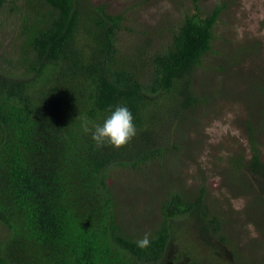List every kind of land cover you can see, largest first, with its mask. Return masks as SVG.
<instances>
[{
    "label": "trees",
    "instance_id": "1",
    "mask_svg": "<svg viewBox=\"0 0 264 264\" xmlns=\"http://www.w3.org/2000/svg\"><path fill=\"white\" fill-rule=\"evenodd\" d=\"M27 1L19 55L8 61L12 73L0 75V226L7 230L0 264H191L171 256L168 224L183 215L201 221V198L191 203L171 192L150 246L138 248L115 219L108 171L138 166L153 151L98 148L84 128L102 124L118 106L131 111L137 128L142 110L169 94L183 111L194 106L196 98L182 100L176 82L203 64L224 4L204 13L193 0L162 49L135 47L128 55L114 43L121 16L93 6L92 28L80 29L79 0ZM253 145L247 166L263 175Z\"/></svg>",
    "mask_w": 264,
    "mask_h": 264
},
{
    "label": "rangeland",
    "instance_id": "2",
    "mask_svg": "<svg viewBox=\"0 0 264 264\" xmlns=\"http://www.w3.org/2000/svg\"><path fill=\"white\" fill-rule=\"evenodd\" d=\"M192 3L79 0V26L91 29L89 12L101 6L121 16L117 53L159 50ZM220 3L211 50L176 82L181 99L194 96L197 103L183 111L169 94L148 104L126 152L153 153L138 166H111L107 181L115 219L128 236H153L162 224L161 206L176 192L191 203L201 198L202 211L199 222L188 215L169 220L171 256L185 255L191 264H211L212 258L264 264V174L247 166L252 141L264 165V0H197L204 13ZM27 4L3 0L0 6V75L19 55ZM6 236L0 226V239Z\"/></svg>",
    "mask_w": 264,
    "mask_h": 264
},
{
    "label": "clouds",
    "instance_id": "3",
    "mask_svg": "<svg viewBox=\"0 0 264 264\" xmlns=\"http://www.w3.org/2000/svg\"><path fill=\"white\" fill-rule=\"evenodd\" d=\"M84 131H91V140L98 148L108 145L119 149L127 145L136 135V126L131 111L126 106H118L102 124L96 125L92 130L85 126ZM149 237L150 234L145 233L136 241V246L141 249L150 246Z\"/></svg>",
    "mask_w": 264,
    "mask_h": 264
}]
</instances>
